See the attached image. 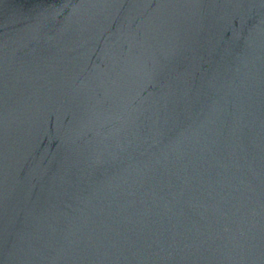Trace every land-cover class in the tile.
<instances>
[{"label":"water","instance_id":"95a60500","mask_svg":"<svg viewBox=\"0 0 264 264\" xmlns=\"http://www.w3.org/2000/svg\"><path fill=\"white\" fill-rule=\"evenodd\" d=\"M0 264H264V0H0Z\"/></svg>","mask_w":264,"mask_h":264}]
</instances>
